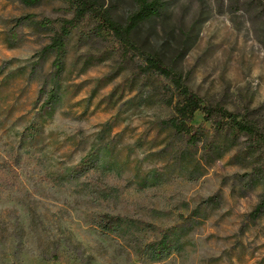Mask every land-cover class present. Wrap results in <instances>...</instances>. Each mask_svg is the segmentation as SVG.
I'll list each match as a JSON object with an SVG mask.
<instances>
[{
	"label": "rangeland",
	"instance_id": "374dc122",
	"mask_svg": "<svg viewBox=\"0 0 264 264\" xmlns=\"http://www.w3.org/2000/svg\"><path fill=\"white\" fill-rule=\"evenodd\" d=\"M161 1L134 42L264 135V0ZM97 2L119 22L135 9ZM72 15L0 0V264H264V140L196 112L187 142L166 123L167 82L91 19L56 73L49 44Z\"/></svg>",
	"mask_w": 264,
	"mask_h": 264
},
{
	"label": "trees",
	"instance_id": "16d2710c",
	"mask_svg": "<svg viewBox=\"0 0 264 264\" xmlns=\"http://www.w3.org/2000/svg\"><path fill=\"white\" fill-rule=\"evenodd\" d=\"M72 11L70 19L63 20L49 46L54 49L56 59L54 65L56 73H60L61 61H57L64 48L65 38L85 19L93 20L94 29L118 44L123 56L135 60L137 70L145 75L157 76L167 82L166 89L170 92L167 104L171 105L172 97L177 96L173 110L174 114L166 122L178 134L186 137L187 142L195 144L201 137L200 126L195 127L192 119L196 112L202 113V119L214 124L215 130H227L230 133H244L251 136L257 142H263L264 135L258 132L257 127L251 121L239 118L221 106L203 104L200 97L183 83L182 75L166 64L159 54L146 51L134 42L133 34L140 23L159 17L164 9L161 0H133L135 9L127 18L119 22L115 20L108 9L101 7L97 0H65ZM48 99H52L49 92ZM264 207V197L255 210ZM255 214V213H254ZM257 214V213H256Z\"/></svg>",
	"mask_w": 264,
	"mask_h": 264
}]
</instances>
